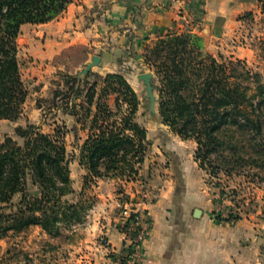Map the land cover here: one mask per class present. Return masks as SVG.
<instances>
[{
  "label": "rangeland",
  "instance_id": "374dc122",
  "mask_svg": "<svg viewBox=\"0 0 264 264\" xmlns=\"http://www.w3.org/2000/svg\"><path fill=\"white\" fill-rule=\"evenodd\" d=\"M221 24L225 27L218 35L208 29L201 16L192 17L179 30L158 34L146 47L108 50V60L111 58L114 64L107 69L98 63L82 75L78 96L73 92L65 95L73 83L71 77H77L85 67L89 53L101 54L103 46L70 47L54 55L36 25L29 23L21 28L18 59L28 95L16 119L0 120V143L7 137L21 141L16 133L18 127L32 125L48 134L59 127L74 190L67 197L76 201L83 189L90 206L79 220L59 224L57 233L48 234L38 225L41 229L33 225L22 231H9L0 238V264H88L86 261L93 257L89 247L92 242L85 240L94 232L91 224L100 221L120 232V225L132 212L139 214V225L145 227L146 237L154 225L169 227V232L180 235L189 264H263L260 251L264 243V171L252 169L243 175H226L213 173L207 164L201 168L195 155V140L179 137L149 114L144 84L137 79L141 72L149 71L155 76L149 47L166 33L192 32L202 37L204 54L225 61L240 59L260 74L264 84V15L246 11L238 14L236 21L226 19ZM108 73L123 75L139 98L135 116L147 131L146 150L135 176L122 179L108 174L93 178L84 186L87 172L79 162V151L88 136L94 106L100 102L117 109V93L104 94L110 87L104 80ZM92 93L94 103L89 112L87 97ZM213 158L218 159V155ZM129 236L133 238V234ZM132 251L123 255L129 257ZM88 253L89 256L77 259ZM114 259L109 254L106 264H114Z\"/></svg>",
  "mask_w": 264,
  "mask_h": 264
},
{
  "label": "trees",
  "instance_id": "16d2710c",
  "mask_svg": "<svg viewBox=\"0 0 264 264\" xmlns=\"http://www.w3.org/2000/svg\"><path fill=\"white\" fill-rule=\"evenodd\" d=\"M70 1L0 0V120L16 119L28 95L18 59L21 26L54 19ZM147 52L158 79L152 80L157 103L154 118L179 137L195 140L200 167L207 164L213 173L226 175L264 171L260 74L240 59L225 61L204 54L202 37L192 32L166 33ZM71 79L65 95L78 96L82 79ZM104 80L110 86L104 94L117 93V109L100 102L94 106L89 133L79 151V162L87 172L84 186L108 174L122 179L135 176L147 145V131L136 121V92L121 74L108 73ZM93 95L87 97L89 112ZM16 133L21 141L7 137L0 143V238L33 225L48 234L57 233L59 224L81 218L90 206L89 197L83 189L78 200L67 197L74 190L59 127L48 134L28 125L18 127ZM215 154L218 159L213 158ZM136 217L138 213H130L125 226ZM131 247L128 243L125 252L114 258L121 257L125 264L123 254L131 253ZM260 253L264 264V243Z\"/></svg>",
  "mask_w": 264,
  "mask_h": 264
},
{
  "label": "crops",
  "instance_id": "0c3cea01",
  "mask_svg": "<svg viewBox=\"0 0 264 264\" xmlns=\"http://www.w3.org/2000/svg\"><path fill=\"white\" fill-rule=\"evenodd\" d=\"M73 1H70L67 9L59 16L34 25L54 55L70 47L103 46L102 53L97 55L100 56L99 66L107 69L114 64L111 58L108 60V50L131 51L146 47L158 34L167 30H179L192 17L201 16L208 29L220 35L223 32L221 27H225L221 24L223 20L236 21L238 14L246 11L264 15L260 8L261 0ZM90 54L96 53L88 55ZM91 228L94 232L85 240L87 243L92 242L89 247L93 257L92 261H86L88 264H106L109 254L125 252L128 240H124V235L113 226L98 221L93 222ZM180 240L181 236L174 234L173 230L169 232V227L164 229L163 225H154L141 244L143 260L139 264H189V257ZM84 256H89V253L79 255L77 259Z\"/></svg>",
  "mask_w": 264,
  "mask_h": 264
},
{
  "label": "built area",
  "instance_id": "2783aa9c",
  "mask_svg": "<svg viewBox=\"0 0 264 264\" xmlns=\"http://www.w3.org/2000/svg\"><path fill=\"white\" fill-rule=\"evenodd\" d=\"M126 212V211H124ZM136 220L134 222H131L127 226L120 225V232L124 235V238L126 237L129 239V243H132L133 245V251L132 254L127 257L125 264H139L143 260V249H142V242L146 238V232L145 227L142 225H139V217L135 218ZM134 234L133 238L131 239L129 234ZM114 264H123L121 257H116V259L113 261Z\"/></svg>",
  "mask_w": 264,
  "mask_h": 264
},
{
  "label": "water",
  "instance_id": "95a60500",
  "mask_svg": "<svg viewBox=\"0 0 264 264\" xmlns=\"http://www.w3.org/2000/svg\"><path fill=\"white\" fill-rule=\"evenodd\" d=\"M100 61V56L97 54H90L89 60L86 62L85 67L78 72L77 78L80 79L82 75L88 74L94 66H96ZM137 79L142 81L144 84V90L146 92V98L148 99L149 105V114L154 117L156 115V96L154 94L152 80V72H141L137 74ZM200 211L195 210V214H198Z\"/></svg>",
  "mask_w": 264,
  "mask_h": 264
}]
</instances>
